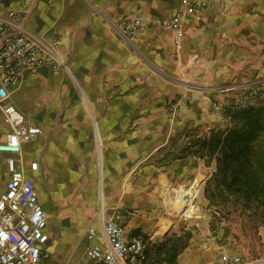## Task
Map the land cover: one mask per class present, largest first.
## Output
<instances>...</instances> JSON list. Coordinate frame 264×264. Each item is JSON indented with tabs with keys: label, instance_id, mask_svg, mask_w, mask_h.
Wrapping results in <instances>:
<instances>
[{
	"label": "crops",
	"instance_id": "1",
	"mask_svg": "<svg viewBox=\"0 0 264 264\" xmlns=\"http://www.w3.org/2000/svg\"><path fill=\"white\" fill-rule=\"evenodd\" d=\"M180 6V0H0V16L20 12L13 28L57 62L24 72L7 100L41 129L23 149L38 162L28 175L46 213L47 264L85 262V234L98 230L100 205L120 214L127 234L152 236L154 220H171L160 178L173 182L189 170L162 147L204 119L209 99L221 104L229 96L220 92L223 80L264 73V0H211L202 14L187 16L176 46L165 22ZM135 17L143 28L129 42L118 22ZM182 98L189 104L171 115L170 103ZM8 131L0 110V141ZM172 190L182 192L179 213L197 193ZM194 208L184 220H223L203 201Z\"/></svg>",
	"mask_w": 264,
	"mask_h": 264
},
{
	"label": "built area",
	"instance_id": "2",
	"mask_svg": "<svg viewBox=\"0 0 264 264\" xmlns=\"http://www.w3.org/2000/svg\"><path fill=\"white\" fill-rule=\"evenodd\" d=\"M210 2L180 0V8L174 9L165 22L175 33L176 46L187 16H199ZM21 17L20 12L0 16V110L9 127L0 141V264H47L46 247L50 239L46 213L38 199L35 182L28 175V171L37 170L38 162L27 157L23 149L41 129L29 123L7 100L9 87L16 85L24 72H35L44 65L56 67L57 62L26 32L13 28L12 23L20 21ZM142 28V19L135 17L120 20L117 30L130 42ZM181 103H170L171 115ZM97 214L99 228L87 230L85 262L77 264H145L151 238L141 232L127 234L116 211L108 212L100 205ZM215 264H264V261L224 253Z\"/></svg>",
	"mask_w": 264,
	"mask_h": 264
},
{
	"label": "rangeland",
	"instance_id": "3",
	"mask_svg": "<svg viewBox=\"0 0 264 264\" xmlns=\"http://www.w3.org/2000/svg\"><path fill=\"white\" fill-rule=\"evenodd\" d=\"M221 85V94L229 96L223 98L221 104H217L216 98L209 99L211 109H205L204 119L170 137L174 139L162 147L165 152L175 154L176 158H184L189 174L175 178L173 182L165 176L160 178L163 186L160 201L170 213L171 220H154L151 224L152 236H149L145 264H215L218 256L224 253L264 261V159L258 196L247 198L233 193L241 192L243 185L238 184L228 190L214 181V158L219 155H212L205 147L211 140H222L227 131L241 127V123L233 118L234 112L264 104V73L250 77L239 74L232 80H223ZM174 101L189 104L186 98ZM258 129L251 125L248 131L254 132L256 138ZM200 174L206 176L201 183L198 180ZM166 186L170 188L168 198ZM179 186L184 190H197L192 197V205L196 207L203 201L223 220H184L193 217L197 209L187 212V217L169 206L171 201L175 205L180 198L182 192L176 196L172 190ZM49 255L46 252L45 258L49 259Z\"/></svg>",
	"mask_w": 264,
	"mask_h": 264
},
{
	"label": "trees",
	"instance_id": "4",
	"mask_svg": "<svg viewBox=\"0 0 264 264\" xmlns=\"http://www.w3.org/2000/svg\"><path fill=\"white\" fill-rule=\"evenodd\" d=\"M233 118L241 127L227 131L222 140H211L205 146L207 152L219 155L214 158L216 170L212 177L228 190L243 185L241 192H233L239 196L257 197L264 159V104L242 108L233 113ZM251 125L259 128L256 138L254 132L248 131Z\"/></svg>",
	"mask_w": 264,
	"mask_h": 264
},
{
	"label": "bare ground",
	"instance_id": "5",
	"mask_svg": "<svg viewBox=\"0 0 264 264\" xmlns=\"http://www.w3.org/2000/svg\"><path fill=\"white\" fill-rule=\"evenodd\" d=\"M166 191H165V194H166V197L168 198L169 196H168V194H170V189H169V187L168 186H166V189H165ZM192 199V197H188L185 201H184V204H183V207L186 209V210H188V212H194L195 211V208L191 205V200ZM170 200V199H169ZM171 201V200H170ZM169 206H171V207H175V205H173V202L171 201L170 203H169ZM175 209V208H174ZM178 209H175V211H177ZM186 210H181V212L179 213V214H181V215H184V216H188V214H187V211Z\"/></svg>",
	"mask_w": 264,
	"mask_h": 264
},
{
	"label": "water",
	"instance_id": "6",
	"mask_svg": "<svg viewBox=\"0 0 264 264\" xmlns=\"http://www.w3.org/2000/svg\"><path fill=\"white\" fill-rule=\"evenodd\" d=\"M205 175H203V174H200L199 176H198V180H199V182L201 183V181H203L204 179H205Z\"/></svg>",
	"mask_w": 264,
	"mask_h": 264
}]
</instances>
